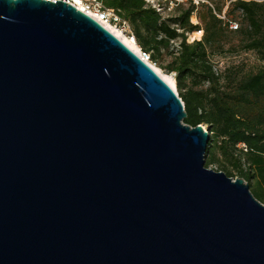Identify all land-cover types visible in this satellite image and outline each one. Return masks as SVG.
Instances as JSON below:
<instances>
[{
	"label": "water",
	"instance_id": "obj_1",
	"mask_svg": "<svg viewBox=\"0 0 264 264\" xmlns=\"http://www.w3.org/2000/svg\"><path fill=\"white\" fill-rule=\"evenodd\" d=\"M111 31L0 0V264H264V203Z\"/></svg>",
	"mask_w": 264,
	"mask_h": 264
},
{
	"label": "trees",
	"instance_id": "obj_2",
	"mask_svg": "<svg viewBox=\"0 0 264 264\" xmlns=\"http://www.w3.org/2000/svg\"><path fill=\"white\" fill-rule=\"evenodd\" d=\"M102 2L128 23L130 39L149 61L173 76L185 105L184 123L208 126L206 167L243 178L264 203V0H228L224 18L217 0ZM170 2L174 6L165 13ZM191 33L197 38L189 41ZM241 51L261 63L217 67ZM241 142L247 151L237 147Z\"/></svg>",
	"mask_w": 264,
	"mask_h": 264
},
{
	"label": "built area",
	"instance_id": "obj_3",
	"mask_svg": "<svg viewBox=\"0 0 264 264\" xmlns=\"http://www.w3.org/2000/svg\"><path fill=\"white\" fill-rule=\"evenodd\" d=\"M73 6H75L78 10L84 12L88 16L95 19L98 23H100L103 27L107 29V25L115 27L119 29L122 34L134 38L132 34L129 33L130 28L128 23L123 20L113 9L107 8L102 0H63ZM142 52L141 58L148 62V55ZM203 127L204 132H206L209 137L211 133L208 130L207 125H201ZM237 147L243 151H247V147L245 143H239Z\"/></svg>",
	"mask_w": 264,
	"mask_h": 264
},
{
	"label": "rangeland",
	"instance_id": "obj_4",
	"mask_svg": "<svg viewBox=\"0 0 264 264\" xmlns=\"http://www.w3.org/2000/svg\"><path fill=\"white\" fill-rule=\"evenodd\" d=\"M187 1V0H184ZM195 2H197V0H194ZM257 1H262V0H257ZM218 5H222L223 9L221 14H219V16L221 18H224V14L225 11L227 10V5H228V0H217ZM174 6V3L170 2L169 3V8L166 10L165 13H167L171 7ZM193 21H196L195 17L192 18ZM125 35V34H124ZM198 37H202V32L200 34H198ZM197 37L194 35V33H191L188 36V40L192 41L194 39H196ZM232 55V56H231ZM230 56L221 59V61L219 62V64L217 65V67H222V65H224L225 63H231V62H235V63H240V66L246 69H249L251 67H256L257 65H259L261 62L259 60H257L256 56L253 53H245V52H238V54L236 53H232ZM214 59H219L218 57L214 58ZM150 62V61H149ZM151 63V62H150ZM209 169H216V165H211L208 167Z\"/></svg>",
	"mask_w": 264,
	"mask_h": 264
},
{
	"label": "bare ground",
	"instance_id": "obj_5",
	"mask_svg": "<svg viewBox=\"0 0 264 264\" xmlns=\"http://www.w3.org/2000/svg\"><path fill=\"white\" fill-rule=\"evenodd\" d=\"M107 29L109 31H111L114 35H116L123 43H125L132 51H134L137 55H139L140 57L142 56V52L139 48L138 45H136L131 39L130 37L122 34L119 29L109 26L107 25ZM148 64H150L155 71L169 84L171 85L174 89H176V84H175V80L173 78L172 75L166 74L164 73L160 68L156 67L154 64L150 63L149 61L147 62Z\"/></svg>",
	"mask_w": 264,
	"mask_h": 264
}]
</instances>
